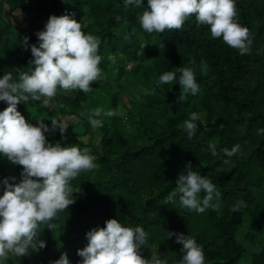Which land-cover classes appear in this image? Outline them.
Instances as JSON below:
<instances>
[{
  "label": "trees",
  "instance_id": "1",
  "mask_svg": "<svg viewBox=\"0 0 264 264\" xmlns=\"http://www.w3.org/2000/svg\"><path fill=\"white\" fill-rule=\"evenodd\" d=\"M235 3L236 19L253 40L251 51L243 55L221 38H211L207 26L194 17L179 30L148 33L136 19L144 5L124 6L122 0H0V74L32 67L30 49L20 41L27 36L36 43L35 31L50 14L71 12L83 31L100 38L102 73L90 82V91L58 90L51 107L31 100L17 103L26 121L50 124L47 119L72 118L63 138L57 130L46 132V139L83 148L71 131L82 128L91 137L88 149L95 165L70 181L74 202L58 212L51 229L41 225L37 238L45 246L21 256L19 264H50L61 252L76 264L82 259L76 250L87 243L85 233L103 227L107 218L141 225L167 264L182 253L174 237L165 238L166 231L193 236L205 264H264V136L256 134L264 128V0ZM178 67H191L200 85L198 94H187L183 101L182 86L158 80L163 71ZM148 88L155 93L146 94ZM121 97L126 100L124 115H105L109 109L118 112ZM4 107L0 101V110ZM95 107L103 109L99 128L80 115ZM190 111L201 117L191 139L182 128ZM210 142L216 144L215 156L208 150ZM234 143L241 145L240 151L226 157L220 150ZM186 164L216 183L218 211L196 213L166 199ZM21 168L0 157V179L19 180ZM237 199L244 207L233 211ZM140 254L149 258L151 249L142 246Z\"/></svg>",
  "mask_w": 264,
  "mask_h": 264
},
{
  "label": "clouds",
  "instance_id": "2",
  "mask_svg": "<svg viewBox=\"0 0 264 264\" xmlns=\"http://www.w3.org/2000/svg\"><path fill=\"white\" fill-rule=\"evenodd\" d=\"M122 3L124 6L144 5L136 19L140 28L148 33L179 30L189 17H194L196 23L207 26L211 38H221L242 55L251 51L253 40L248 27L236 19L235 0H146L144 4L142 0H122ZM72 15L71 12L50 14L43 28L35 31L36 43H29L27 36L22 37L20 43L30 49L28 64L32 67L15 68L0 74V101L6 104L0 110V157L22 166L19 180L15 176L0 179L3 184L0 194V264H8L9 260L19 264L21 256L45 246V241L37 238L41 225L49 229L53 227L52 220L58 212L74 202L70 181L81 171L95 166L94 156L88 148L60 141L52 143L46 139V132L57 130L63 138L67 122L51 118L47 119L50 124L44 123L45 119H36L33 124L26 121L17 109L18 102L29 100L48 107L58 90L88 92L90 82L100 78V38L83 31L81 23ZM158 80L160 83L175 81L182 86L180 101L187 94L196 95L200 91L191 67L163 71ZM144 91L154 94L156 89ZM102 111V108L95 107L80 115L85 116L92 128H99L103 125ZM104 114L124 115L122 110L117 112L115 109ZM200 118V113L190 111L182 121L189 139L196 132ZM256 134L264 136V128L257 129ZM207 147L212 155H217L215 143L210 142ZM240 149L241 145L234 143L220 151L231 157ZM186 166L185 172L178 173L176 186L166 199L196 213L209 208L218 211L221 192L216 183ZM9 180L14 182L9 183ZM231 207L233 211L240 210L244 201L237 199ZM85 236L87 243L76 250L82 258L76 264H167L157 252V244L150 246L149 233L141 225L129 226L117 218H107L103 227L91 228ZM172 237L180 244L182 253L174 264H205L202 246L193 236L166 231L165 238ZM142 246L151 249L149 258L140 254ZM50 264L71 262L67 254L61 252L59 258Z\"/></svg>",
  "mask_w": 264,
  "mask_h": 264
},
{
  "label": "rangeland",
  "instance_id": "3",
  "mask_svg": "<svg viewBox=\"0 0 264 264\" xmlns=\"http://www.w3.org/2000/svg\"><path fill=\"white\" fill-rule=\"evenodd\" d=\"M34 2H29V6H28V8L29 9H31V7H32V4H33ZM116 76V71L114 72V77ZM126 103V100H125V98L124 97H121V99H120V103H119V106H118V112H120L122 109H123V105ZM52 106V104H51V100H50V105H49V107H51ZM72 118H70V117H62V119H61V121H64V122H67L68 124L69 123H71L72 122ZM30 121V120H29ZM31 122V121H30ZM31 123H33V124H35L34 122H31ZM72 132H74L76 135H78L79 137H80V140L85 144V147H83V148H90L89 147V142H90V139H91V137H89V134H87V133H85L84 131H83V129L82 128H78V129H75V130H71ZM96 141H97V139L95 138H93V141H92V143L94 144V145H96Z\"/></svg>",
  "mask_w": 264,
  "mask_h": 264
}]
</instances>
